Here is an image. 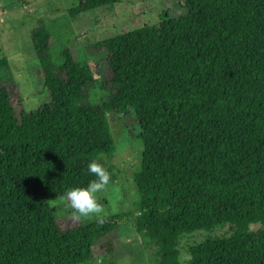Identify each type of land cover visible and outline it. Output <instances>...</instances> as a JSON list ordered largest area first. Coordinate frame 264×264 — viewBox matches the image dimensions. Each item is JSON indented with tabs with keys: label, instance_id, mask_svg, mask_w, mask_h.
I'll list each match as a JSON object with an SVG mask.
<instances>
[{
	"label": "trees",
	"instance_id": "16d2710c",
	"mask_svg": "<svg viewBox=\"0 0 264 264\" xmlns=\"http://www.w3.org/2000/svg\"><path fill=\"white\" fill-rule=\"evenodd\" d=\"M124 1L80 0L69 13ZM189 1L180 18L97 45L110 94L99 106L84 104L91 66L69 48L57 66L51 34L32 32L51 105L18 117L0 89V264H88L125 221L159 264H183L184 237L227 228L187 247L186 264H264V0ZM130 109L143 146L133 215L61 229L49 202L97 179L88 164L116 154L107 114Z\"/></svg>",
	"mask_w": 264,
	"mask_h": 264
},
{
	"label": "rangeland",
	"instance_id": "374dc122",
	"mask_svg": "<svg viewBox=\"0 0 264 264\" xmlns=\"http://www.w3.org/2000/svg\"><path fill=\"white\" fill-rule=\"evenodd\" d=\"M79 2L0 0V60L7 59L9 63L8 69L0 68V89L9 90L18 117L22 113L29 116L51 105V95L45 87L43 70L32 43L35 29L44 27L51 34V55L57 66L61 64V54L66 48L72 50L79 62H87L91 66L96 82L89 89L84 104L99 106L109 101L110 94L103 88L109 75L106 54L97 45L144 26L180 18L186 13V2L190 7L189 0H127L74 18L69 12ZM200 2L205 7L213 3L212 0ZM107 121L116 154L110 159L102 156L100 160V165L114 178L104 190L95 194L96 203L102 211L84 217L71 207L66 197L51 201L49 206L61 229L102 221L119 214L133 215L137 200L133 175L142 162V130L132 109L125 114L109 113ZM227 230L196 232L184 237L181 263L189 261L187 247L225 236ZM109 243L113 244L112 252ZM92 252L93 259L88 264H159L142 236L128 221L97 242Z\"/></svg>",
	"mask_w": 264,
	"mask_h": 264
},
{
	"label": "clouds",
	"instance_id": "9594fccd",
	"mask_svg": "<svg viewBox=\"0 0 264 264\" xmlns=\"http://www.w3.org/2000/svg\"><path fill=\"white\" fill-rule=\"evenodd\" d=\"M87 171L94 174L97 179L90 182L85 188H73L66 194V199L71 207L84 217L102 211L100 206L96 203L95 194L104 190L109 182L108 174L96 161H92L88 164Z\"/></svg>",
	"mask_w": 264,
	"mask_h": 264
}]
</instances>
